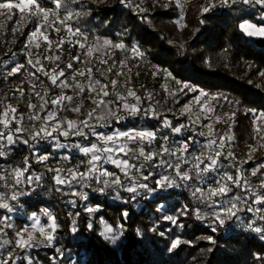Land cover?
<instances>
[{"label": "trees", "instance_id": "obj_1", "mask_svg": "<svg viewBox=\"0 0 264 264\" xmlns=\"http://www.w3.org/2000/svg\"><path fill=\"white\" fill-rule=\"evenodd\" d=\"M9 2L15 4L19 0ZM37 2L44 9H54L53 0ZM208 3L209 0H125L124 3L121 0H65L70 10L87 13L69 23L73 28L79 27L85 32L88 44L95 43L96 38L100 37L113 43L123 41L126 45L125 49H105L91 58L92 62L87 66L93 67L96 78L107 83L95 71L96 68L104 70L115 62V72L120 70V62L126 61L128 67L123 69L124 75L116 77L114 73L109 74L110 79L118 80L117 90L123 91V84L130 80L128 86L142 97L152 93L153 102H158V111L174 124L189 123V115L192 120L199 116V122L207 124L209 119L205 116L209 114L222 124L220 136L231 137L226 142L231 147L229 150L238 154L237 158H233L234 165L241 169L253 188L258 189L260 175L252 176L251 172L264 164V140L261 139L264 136V116L261 115L264 113V37L248 36L239 28V24L249 20L258 26L264 25V7L237 4L217 6L211 12L203 13L202 9ZM63 14L62 8L61 17ZM11 15L12 19L9 20L5 11L0 18V99L6 98L18 109V113L27 116L31 114L29 100L33 103H38V100L31 92L29 98L21 100L16 89L23 87L25 93L30 91L32 83L37 84L38 90L41 88L40 82L29 76L30 72L35 71L27 64L29 58L35 62L37 57H41L46 68L58 64L69 80L73 70L85 67V63H74L73 70L68 69L70 57L80 54L82 61L89 58L83 55L85 50L68 43L60 50L56 49L55 42L68 37L63 28L60 32L47 31L49 39L54 42L51 52L46 51L48 46L41 39L39 43L42 49L33 53V46L26 48L25 45L30 33L43 22L42 17H30L26 22L18 23V10L14 8ZM133 46H138L142 57H137L131 51ZM45 54L59 55L60 60H43ZM100 59H107L108 65L101 64ZM16 64H24L25 68L13 76H7V72ZM37 75L43 85L50 89L49 95L59 93L60 89L53 87L47 77L40 73ZM141 76L149 79L144 82L143 88L139 87ZM169 78L175 80L178 86L166 91L164 86ZM184 84L196 91H181ZM64 91L68 95L74 94L72 89ZM201 92L205 95L201 96ZM196 97L200 98L199 103ZM83 104L81 114L63 112L61 115L69 119H83L84 114L94 107L87 99ZM186 105L191 107V114L182 115L181 111ZM202 106L211 111H202ZM156 124L155 120L128 117L119 123L113 121L98 131L107 133L131 127L152 128ZM257 128L260 129L259 133ZM196 130L201 132L200 129ZM184 135H188V132ZM192 135L198 142L197 149L209 139L196 133ZM78 139L72 137L67 142ZM45 147L44 143L40 144V149ZM48 151L52 153L50 159L70 154L74 160H80L77 150L72 148L61 152L48 148ZM248 151L259 154V158L241 160ZM25 157H30L29 147L17 142L9 162L14 166L22 165ZM30 162L32 172L43 174L42 182L48 186V197L44 201L21 197L18 202H11L15 208L14 215L0 209V216L10 217L8 223L13 225L9 229L11 239H14L17 230L30 225L32 213L39 216L41 226L50 223L42 210L48 209L56 217L59 227L54 233L53 243L29 250L33 264H264V233H256L246 227L253 220L257 226L264 227L259 213L240 212V220L234 218L224 226H217L213 232L212 217L208 215L198 219L192 211L200 208L202 212H209V209L196 201L188 188L168 189L167 192L158 191L151 195L141 190L143 194L136 200L129 199V193H123L121 199H114V194L109 190L89 200H81L57 192L51 180L53 173L46 171V165L38 164L34 159ZM221 162V171L226 169L235 173L228 159L222 156ZM46 164L52 167L49 161ZM7 167L8 164L0 162V168ZM108 168L114 170V166ZM261 171L264 172V169ZM147 183L150 187L154 186L152 179ZM233 193L246 195L239 189H234ZM69 200H76L74 207ZM96 205L100 206L98 212L85 211L86 207ZM185 205H188L189 211L187 215H181L180 210ZM249 205L264 211V205H251V199ZM124 211H127V217L122 215ZM77 212L79 216L75 215ZM167 216L176 217L177 222L174 224L165 219ZM89 222L93 225L92 229L87 227ZM105 225L121 233L115 244L101 235ZM73 226L78 229L75 233L71 231ZM177 239L180 243L176 248H171ZM16 255L23 253L16 250ZM2 257L7 259L5 254Z\"/></svg>", "mask_w": 264, "mask_h": 264}, {"label": "snow or ice", "instance_id": "obj_2", "mask_svg": "<svg viewBox=\"0 0 264 264\" xmlns=\"http://www.w3.org/2000/svg\"><path fill=\"white\" fill-rule=\"evenodd\" d=\"M53 2L54 9L42 8L37 0H19L15 4L9 0L0 2V10H4L0 11V15L6 11L9 20L12 19L11 13L14 8L20 13L18 23L26 22L30 17H42L43 22L30 33L26 48L33 45L39 48V41L42 39L48 46L46 51L51 52L54 42L49 39L47 31L52 29L60 32L63 28L68 33V37L55 42L56 49L60 50L65 43H68L85 50L83 55L89 58L82 61L80 54L70 57L67 63V68L70 70H73L74 63H85L83 69L73 70L70 80L65 77V71L58 64L56 67L46 68L41 62V57H37L35 62L29 58L27 64L35 70L30 72L29 76L39 81L41 86L38 90L36 83L31 84L30 92L38 103L29 100L30 115L18 113V109L8 103L6 98L0 99V162L8 164L7 168H0V182H2L0 186L10 192L8 195L0 191V209L7 210L9 213L13 212L14 205L10 202H18L19 198L30 195L32 191H35L36 186L41 184L43 174L31 171L30 161L34 159L38 164H45L47 172L53 173L51 180L56 186V191L64 196L87 200L88 196L82 189L92 188L93 191L102 194L110 190L114 194V199H121L123 193H129L131 194L129 199L136 200L143 194L141 190L151 195L158 191L167 192L168 189L184 187L191 190V195L195 200L209 209V212H202L200 208L192 211L198 219L210 215L213 232L217 230V226H224L226 222L234 218L240 220L238 213L244 211L259 213V219L264 221V211L260 207L249 205L250 199L251 205H264V172L261 171L264 169V164L258 165L251 172L252 176L260 175L258 189L253 188L237 165H232L235 168L234 174L227 171L222 172L221 157L234 158V154L230 151L225 156L226 139L230 140L231 137L212 138L213 131L210 125H204L208 128V132H197L192 125L199 122V116L192 120L189 115V123L174 124L166 115L158 111L156 107L158 102H153L152 93L149 92L142 97L133 87L128 86V82L123 87V91L117 90L119 82L117 79H110L109 74L114 73L116 77L124 75L123 69L128 67L126 61H121L120 70L115 72L114 69L117 67L115 62L104 70L96 68L95 71L103 80H107V83L96 78L93 67L87 66L91 64V58L105 49H125V43L123 41L113 43L111 40L97 37L95 43L88 44L85 32L79 27L73 28L69 23L87 13L70 10L66 7L65 0H53ZM124 2L125 0H121V3ZM237 4L264 7V0H215V2L209 0L202 12H211L217 6ZM62 8L64 14L61 17L60 9ZM239 28L248 36L264 37V25L258 26L249 20H244L239 24ZM131 51L137 57L143 56L138 46H133ZM42 59L59 61L60 56L45 54ZM99 62L103 65L109 63L107 59H100ZM24 68V64H16L7 72V76H13ZM37 73L47 77L53 87L60 89L59 93L49 95L50 89L43 85ZM168 75L171 74L168 73ZM65 89H72L74 94L68 95ZM184 89L196 91L188 84H184L181 91ZM24 91L23 87L16 89L21 97L24 96ZM200 95L204 96L205 93L201 92ZM84 99L89 100L94 107L84 114L83 119H69L61 115L63 112L81 114ZM199 99L196 97L197 103ZM191 111V107L186 105L181 114H191ZM202 111H211V109H204L202 106ZM261 115L264 116V113ZM128 117L155 120L157 124L152 128L131 127L107 133L98 131L99 128L107 127L113 121L119 123ZM26 119L27 124H25ZM256 131L259 133L260 129L257 128ZM185 132H188V135L185 136ZM192 133L207 136L209 139L200 144L197 149L198 142ZM69 137L80 139L72 143L63 142ZM261 139L264 140V136H261ZM17 142L29 147L30 157H25L22 165L14 166L9 162V157ZM41 143L46 145L43 150L40 149ZM48 148H72L82 154V158L78 164L70 167H47L46 162L52 155ZM61 159L71 164L74 157L65 154ZM81 165H83V170H81ZM105 165L114 166V170H109ZM150 179L154 180L153 187L147 183ZM94 184L97 186L93 187ZM234 189H239L246 195L234 194ZM69 204L74 207L76 200H69ZM99 207V205L86 207L85 211L96 213ZM180 211L181 215H187L188 205ZM42 212L50 222L47 226H41L39 216L32 213L31 224L17 230L14 239H0V249H4L5 246L11 247V250L7 252V259L0 257V264H9L10 261L11 264H18V262L19 264H33L28 254L29 250L42 244L51 245L53 243L54 233L59 225L56 223V217L48 209ZM75 215L79 216V212ZM122 215L127 217V211H124ZM9 219L8 216H0V234L6 236L5 229L13 227L11 223H8ZM165 219L174 224L177 222L174 216H167ZM72 223L75 225V220ZM29 227L32 231L28 230ZM87 227L92 229V223L89 222ZM246 227L256 233H264V227L257 226L255 220L248 223ZM71 231L75 233L78 229L73 226ZM37 232L40 239H37ZM101 235L105 240L115 244L121 233L105 225ZM208 239L212 240L211 237ZM179 243L177 239L172 243L171 248H176ZM17 249L23 255H16Z\"/></svg>", "mask_w": 264, "mask_h": 264}, {"label": "rangeland", "instance_id": "obj_3", "mask_svg": "<svg viewBox=\"0 0 264 264\" xmlns=\"http://www.w3.org/2000/svg\"><path fill=\"white\" fill-rule=\"evenodd\" d=\"M0 11H3V10H0ZM3 15H0V18L2 17ZM42 49V47L40 46L39 48H37V47H35L34 45H33V53H36L38 50H41ZM146 80H149L148 78H146L145 76H141L140 77V79H139V87L140 88H143L142 86L144 85V82L146 81ZM128 82V85L129 84H131V81L129 80V81H127ZM125 84H126V82L123 84V86H122V88L125 86ZM175 86H178V84H177V82L175 81V80H172L171 78H169L168 80H167V83H166V85L164 86V89H167V91L168 90H170L171 88H173V87H175ZM71 95H73V94H71ZM83 111V110H82ZM74 114H77V113H74ZM205 117H207L209 120H208V123L207 124H202L201 122H198V123H196V124H194V125H192L193 127H195V128H197V129H200V131L201 132H208V128H205L204 127V125H210L211 126V129H212V131H213V137L212 138H218V137H220V135H221V130H222V124L220 123V122H218L217 120H215V119H213V118H211V116L209 115V114H206V116ZM205 137H207V136H205ZM70 138H72V137H69L68 139H70ZM207 138H209V137H207ZM62 140H63V138H62ZM63 142H66V143H68L67 142V140L66 141H63ZM229 149H231V147L228 145V143L226 142V148H225V151L226 150H228V152L230 151ZM55 150H57V151H59V152H61L63 149H55ZM231 152V151H230ZM79 154V157H80V159L82 158V154H80V153H78ZM249 157H251V158H249ZM257 158H259V154H257V153H255V152H252V151H248L247 152V154L246 155H244L243 157H241L240 159L241 160H243V161H249V160H256ZM228 161L230 162V164H235V160L233 159V158H228ZM79 162V161H78ZM108 166H112V165H105V167H107L108 168ZM109 169V168H108ZM241 170V169H240ZM223 172V171H222ZM227 172H230V171H227ZM21 207H23L24 208V206H21ZM11 215H14L15 214V208H14V211L13 212H11L10 213ZM31 219H30V224H31ZM29 231H32V229L29 227V229H28ZM36 236H37V239H40V235H39V233L37 232V234H36ZM10 240H12V239H10ZM19 252H20V250L19 249H17Z\"/></svg>", "mask_w": 264, "mask_h": 264}, {"label": "built area", "instance_id": "obj_4", "mask_svg": "<svg viewBox=\"0 0 264 264\" xmlns=\"http://www.w3.org/2000/svg\"><path fill=\"white\" fill-rule=\"evenodd\" d=\"M1 91V89H0ZM31 95L30 91H27L24 93V96L21 97V100H25L27 98H29ZM238 154L234 153V158H237ZM79 162L77 160H72L71 164L64 161L63 159H61V157L59 159H50L49 160V164L52 167H70L73 164H78ZM222 171H227L226 169H222ZM0 185H2V182H0ZM97 185H93V187H96ZM0 191L5 192L6 194L10 195V192L8 189L3 188L2 186H0ZM82 191L88 196V199H90V197L93 196H100L102 193L93 191L92 188H84L82 189ZM190 191V190H189ZM49 191H48V186L46 184H44L43 182H41L40 185L36 186L35 191H32L30 193V195L24 196L23 198L27 199V200H32V201H44L46 200V198L48 197ZM197 201V200H196ZM11 203V202H10ZM7 235H3L0 234V239H11L9 236V229H5ZM11 250L10 246H5L4 249H0V257H2L4 254L7 255V252Z\"/></svg>", "mask_w": 264, "mask_h": 264}]
</instances>
